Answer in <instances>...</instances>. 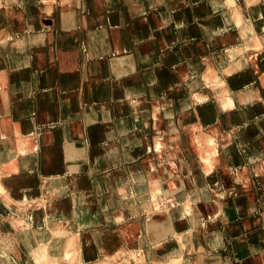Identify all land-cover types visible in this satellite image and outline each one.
Listing matches in <instances>:
<instances>
[{"label": "rangeland", "instance_id": "1", "mask_svg": "<svg viewBox=\"0 0 264 264\" xmlns=\"http://www.w3.org/2000/svg\"><path fill=\"white\" fill-rule=\"evenodd\" d=\"M217 1L229 8L228 0ZM246 3L244 9L229 16V21L225 20V12L214 11L219 6L213 0H16L0 5V30L22 36L21 45L31 47V56L40 59L38 67L50 70L54 77L52 87L70 94L67 98L56 97V92L53 95L63 124L46 143L39 171L33 176H20L18 181L10 179L13 188H0V264H118L127 253L142 256L146 264H152L160 246L168 245L180 247L185 253L196 252L194 262L189 263L199 264L198 259L204 256L203 249L198 251L199 244H206V233L215 227H209L202 215L201 202L209 198L214 204L226 201L230 206L237 200L233 192L244 193L238 183L226 185L234 180L226 173L231 171L233 161L225 158L223 142L234 141L241 161L239 167L249 166L245 146L264 143V122L252 117L247 107L254 102L245 103L240 96L243 90H259L262 110L258 119L264 116V88L258 86V76L264 79V39L260 36L264 15L257 17L259 8L264 10V2ZM42 5L50 10L48 24H39L41 32L33 31L36 21L30 19L27 9ZM11 7L17 8L21 17L10 16ZM109 8L113 9L112 15ZM209 14L214 16L209 18ZM235 20L240 23L236 25ZM112 23L116 25L110 26ZM242 25L254 33L259 42L257 48L245 47V39L237 33ZM112 30L120 35V49L114 45ZM215 36L219 39L215 40ZM37 47L45 52H35ZM0 51L5 63L8 54L1 48ZM60 53L67 55L66 62L60 60ZM91 60L96 62L93 67L89 65ZM240 60L247 62L242 67L247 70L243 77L242 68L235 69L233 64ZM44 61L48 63L45 65ZM207 64L216 73L217 83L203 79ZM34 68L26 67L20 77L26 80V75L32 73L29 78L36 83L41 69L36 73ZM130 72L135 79L127 82L128 86L122 84V78ZM1 74L5 75V71ZM17 76L6 71L8 98L11 79ZM220 86L227 87L235 101L230 110L220 106L215 94ZM29 92L32 98V86ZM117 98H124L146 122L141 126L140 142L139 116L137 112L134 118L132 115L131 134L126 139L129 143L125 144L138 145L130 150L120 149L113 140L98 145L108 139L106 130H117V122L108 124L104 116L105 109ZM118 107L120 112L127 110L121 104ZM0 110L4 116L9 115L10 102ZM208 110L214 120L206 128L203 121ZM63 111L68 112V117L64 118ZM31 113L35 116L34 111ZM123 125L117 130L121 144L129 133ZM208 139L218 150L212 167L201 158ZM262 151L264 155V148ZM247 174L248 185L244 189L259 200L262 189L258 177L249 167ZM53 176L58 178L51 183ZM25 181H32L34 186L22 184ZM54 188H62L52 192L56 196L50 193ZM223 188L229 192L222 194ZM6 192L18 205L4 196ZM71 192L82 193L83 201L68 202L65 209L55 202L51 204L58 195ZM88 197L92 201L87 203ZM159 208L164 213L182 209L190 217H171V212L170 218L159 226L154 218ZM257 213L264 218L262 204ZM121 219L127 224L119 225ZM82 220L86 223H80ZM219 223L217 226H221ZM108 224L115 230L109 227L108 235H100ZM191 228V232L187 231ZM228 233L234 237V233ZM108 240L120 251L108 249ZM250 241L242 236L236 243L229 241L228 249L237 248L244 254L237 264H264V260L245 250ZM100 244L104 249L97 248Z\"/></svg>", "mask_w": 264, "mask_h": 264}, {"label": "crops", "instance_id": "2", "mask_svg": "<svg viewBox=\"0 0 264 264\" xmlns=\"http://www.w3.org/2000/svg\"><path fill=\"white\" fill-rule=\"evenodd\" d=\"M15 1L16 0H0V5L9 4L10 2H15ZM42 1L45 3V2H48L49 0H42ZM213 1H215V3H218V6H219V7H217V9H214V11H218V12L221 11L220 13H223L227 10L226 4H225V6H223L220 3L221 1L220 2L217 0H213ZM171 2H172V0H171ZM137 6H139V5H137ZM9 12H10V16H12L13 18L17 19V18L21 17V14L17 8L11 7ZM27 13L30 15V19H34L37 23V25L35 23L34 28L31 30L38 31L39 26H40L39 24L42 23L45 26L48 24L47 23L48 22L47 17H48V14L50 13V10L47 9V6L42 5L39 7H37V6L36 7L35 6L29 7V9H27ZM108 13H109V15L110 14L112 15L113 9L109 8ZM212 13L214 14V12H212ZM213 14H209V18L214 16ZM257 15H258L257 16L258 18L263 16L264 10L259 8V13ZM208 21H207V23H208ZM115 25H116L115 23L110 24V26H112V27ZM208 25L210 26V24H208ZM4 30L5 29L0 30V45H1L0 48L2 50H4L3 52H5L6 55L8 54V56L6 57L7 61L5 63L0 59V70L5 71L4 79L0 80V92L3 91L5 94V97L7 99V103L9 104V102H10L11 113L9 115H6V116H4L2 113H0V136L1 137L10 136L13 139L12 140L11 159L18 158L19 154H20V150H19V147H17L18 142H17L16 138H18V135H17L16 130L22 125V122L24 120H27L29 122L31 130H32V135L29 138V140H30V144L32 145L31 147H33V149H34V154L32 156V158H33L32 162H34V168H31L28 172L22 173L24 177L25 176L28 177V176H33V174H35L37 171H39V166H40L39 161L40 160L42 161V159H43L42 154L46 150V149L44 150V148L48 147L47 146L48 144H46V143H50V140L53 137L52 136L53 133L56 134L58 125L63 124V122L60 118V114L57 115L56 105H58V102H56V104L54 103V100H53L54 96L53 95H55V92H56V97L61 96L63 98H67L70 94H66V92H62V91H61L62 92L61 93L60 91L56 90L57 86L52 87L51 81L52 80L54 81V77L51 76V74H49L50 70H48L46 68L42 69L41 67H38V65L41 64L40 59L35 60L34 56L33 55H32L33 57L31 56V54H30L31 47H27L26 45L25 46L21 45L23 42L22 36H14L9 32H6V31L4 32ZM38 32H41V28H40V31H38ZM111 36H112V40L114 42L115 47L117 49H120V47L122 46L120 35L116 31L112 30ZM46 42L47 41L44 40V44ZM34 48L36 49V47H33L32 49H34ZM37 48H39V49L35 50V52L36 51L45 52V49H42L41 47H37ZM32 52H34V51H32ZM0 53H2V51H0ZM59 56H60L61 61H63V60L65 62L67 61V55L65 53H60ZM93 60L89 61L90 67L92 65H95V63H96V62H93ZM47 63L45 62L44 64L46 65ZM33 66L37 69L36 70L34 68L36 73L39 69H41L40 70L41 75H38L39 78L37 77L36 83H34L35 80L33 78H29L32 73L26 75L27 76L26 80H24V76L20 77L21 73H25L26 67L32 68ZM6 71H11L12 73H14V74L17 73V75H18L16 78L13 77L11 79L12 83H10L9 98L7 96V92H5V88H8V84L6 85ZM129 78H130V80H129ZM132 79H135V75L132 74V72H130V73H128V75L126 77L122 78L121 82H122V84H125L127 82L129 83V81H131ZM30 80H32V81H30ZM29 81H30V84L34 90V95L32 96V98L29 96V94H30L29 88H31V86H29ZM128 83H127V86H128ZM35 85H37L36 88H34ZM27 88H28V91H27ZM20 96H24V97L19 98ZM15 97H17L16 100L14 99ZM123 97H125V96H123ZM8 99H10V101H8ZM8 104H7V106H8ZM110 104L111 105H108V107L105 109V115H104L107 119V123L110 124L112 121H114V122L116 121L118 124V127H120L121 124H124L123 128H124L125 132L127 131L129 133L125 136V142L123 144H121L120 139H118V137H119L118 132H117L118 127H117V130H116V127H113L110 130L109 129L106 130V134L109 135L108 139L104 140L101 144H98V145H103V144H105V142L113 140V141L117 142V144L119 145V148L120 149L122 148L123 150H128L127 148H129V150H130V149H132V147H134V146L136 147L138 144H133L130 146H126V144H125L127 141L126 138L131 134L130 133L131 131L129 130V127L131 124V117L133 115L132 118H134V114L136 112L139 116L138 122H140V123H138V136H139L140 142L142 139L141 133H140L142 130L141 128L144 127V125H146V122L141 121V117L139 115V112L130 108L129 105L126 103L124 98H117L116 100L112 101V103H110ZM119 104H121L127 110L124 109L122 112L118 113L117 106ZM46 108H47V110H45ZM32 111L35 112V116L32 115V113H31ZM208 112L211 113V111H209V110H208ZM63 115L65 118V116L68 117L69 114L67 111H63ZM7 116H8V121H10V124H9V122H6L5 123L6 125H5L4 122H2V119L7 118ZM65 121H66V119H65ZM9 128H10V130H9ZM104 135L105 134H103V136ZM238 145L241 146L240 143H238ZM7 159H9V157H7V151L4 150L3 152H0V163H2L4 160H7ZM38 175H41V174H39V172H38ZM69 175L70 176L71 175L77 176V174H71V173ZM25 182H26L28 187L34 186L32 181H30L31 182L30 184L27 181H25ZM76 189L79 190V188H74V190H76ZM84 190L86 191V189H84ZM227 192H229V191H227ZM227 192L225 191L224 188L221 190L222 194H226ZM233 193L234 194L236 193L237 196L239 195L238 192H233ZM208 201L213 202V200H210L209 198L206 199V202H208ZM227 203L228 202L224 201V202H221L220 205L216 204L219 207L220 206H224V207H220V211L212 219L209 220L206 218V221L208 222L209 227H211L212 225H214L215 227L213 229L210 228L209 232L206 233V244L204 243V245H203L204 250L202 251L204 256H203V259H200V260L198 259L199 264H217L220 262H221V264H232V263L237 264V262L240 260L239 256H244V254L241 251H239L237 248H231L230 247L232 250L228 249V246H230V244L228 245V243H229V241L232 243L233 242L236 243V242L240 241V239H242V236H244V240H247V241H248V239L251 240L250 241L251 243L249 245L245 246V250L249 252L250 256L251 255L255 256L254 254H258V252L261 250L260 245H261L262 240L259 238H256V236L251 234V232L256 231L259 228V226L261 225L260 216H259V213H257L258 212L257 208L251 213L242 215V214L238 213L237 208L234 206V205H236V202H234L230 206H229V204L227 205ZM260 205H261V203L259 202L258 208ZM173 212H174V215L171 217H175V215L180 216L182 209L179 212H176V211H173ZM179 216H178V218H179ZM168 218H170V217H168ZM238 219H240L241 222H239V223L236 222V220H238ZM245 221H247L249 223V227L247 229L244 228V226H243V223ZM219 222H221V226H217V224H220ZM253 228H254V230H253ZM230 229H233V230H230ZM228 232L234 233V237H233V235H230ZM215 233L216 234L218 233L217 237L214 235ZM159 239L160 238H158L157 240H159ZM97 246H98L97 247L98 249L99 248L104 249L102 244L97 245ZM175 248H176V250H183L180 247H175ZM96 251L99 252V250H96ZM163 252H161V253H163ZM195 253L196 252L190 253V255L193 256ZM223 253H226V255H224Z\"/></svg>", "mask_w": 264, "mask_h": 264}, {"label": "bare ground", "instance_id": "3", "mask_svg": "<svg viewBox=\"0 0 264 264\" xmlns=\"http://www.w3.org/2000/svg\"><path fill=\"white\" fill-rule=\"evenodd\" d=\"M247 1H249V0H247ZM227 3H229V8L224 13V17H225L226 21H229V16L230 15L238 13L240 8L244 9L248 5L246 3V0H243V2L241 1V3H237L235 0H228ZM235 21H236L235 24L238 21L240 23V20H235ZM237 33H239V35H238L239 37L241 36L242 38L245 39V44H246L245 47L246 48L247 47H249V48H257L258 47L259 42L255 38L254 33L251 30L247 31V28L244 27V25L239 27ZM249 36H251V37H249ZM260 36L264 39V31L261 33ZM222 37L223 36H220V38H222ZM218 39H219V36H215V40H218ZM227 53H229L231 56L234 55V53H232L230 51H228ZM233 64L235 65V69L236 68L237 69H239V68L241 69L245 64H247V62H246V60H240V61H235ZM1 72H4V71L0 70V80H3L5 75H2ZM245 72H247V70L242 68L241 74H240L241 77L245 76L244 75ZM215 74L216 73H214V71L211 70V65L207 64L206 69L202 73V76H203V79L206 82L214 84V83H217V77L215 76ZM258 79L260 81L258 86L261 87V88H264V79H263L262 75H259ZM227 89L228 88L224 87V86L217 87L215 89V94L220 98L219 99L220 100V106L222 108H224L225 110H227V109L230 110L235 105V101L232 98V96L229 94ZM240 96H242L241 100L243 102H245V103L254 102L253 105L249 104L247 106L250 109L249 113H250V115L252 117L256 118L258 120V122L259 121L260 122H264V116L261 115L260 116L261 118L258 119L259 114H260V112L262 110V107H261V101H262L261 98H262V96H261L259 90L258 91H254V92H253V89H251V90H243V92H242V94ZM7 104H8L7 103V99L5 97L4 92L2 91V92H0V106L4 107V106H7ZM117 110L120 112L121 111V107H118ZM213 120H214V116L210 112L206 111L205 118H204V121H203V126H206V128H207L208 122H212ZM2 122H4V124L6 122H8V118L2 119ZM198 124H199V122H198ZM9 130H10V128H9ZM16 132H17V135H18V138H16L17 142H18V144H17L18 146L17 147H19V150H20V154H19L18 158L11 159L12 140L13 139L10 136H3V137L0 136V152H3L4 150H6L7 151V157H9V159H10L9 163H8V161H6L7 163H5L3 165H0V170H1L0 171V188L1 187H3V188H13L12 184L9 182L10 179L13 178V179L18 181L20 176L24 177L22 173L28 172L31 168H34V162H32V159H33L32 156L34 154V149H33V147H31L32 145L30 144V140H29V138L32 135V130H31L29 122L27 120H24L22 122V125L16 130ZM202 134H205V133L202 132ZM212 141H213L212 139L206 140V149H203V154H202V157H201L203 163L205 165H208L209 167H212L215 164L214 161H213V158L217 157V152H218V150L216 149L215 145L211 146V142ZM126 142L129 143L128 140ZM263 148H264V143L261 142V143H259V145L257 144L256 146H254V145L251 146V147L245 146V149H244L245 156H246L245 159H246L247 162H249V166L248 167L258 177V180H259V183H260V186H261V189H262L261 193L259 195V200H258L257 197H255L254 195H252L250 193H246V190L244 189V188H247L246 186L248 185L247 184L248 183L247 182V178L249 177V175L247 174L248 167L246 165H243L242 167H239L240 166L239 163L241 161L237 157L238 153H237V149H236V145H235L234 141L233 140H231V141L228 140V141L223 142V151L225 153V158H227L228 162L229 161H233L232 162L233 165H231V168H232L231 171H227L226 173L229 176H233L234 180H235L234 181L232 179V182L230 181L231 183L230 184L227 183L226 185L227 186L228 185L229 186H233V185H235V183H238L239 190L243 189V191H244V193L241 191L242 194L239 193V195L236 198L237 199L236 200V205H234L237 208V211H238L239 214L243 215V214L251 213L256 208H257V210H259V208H258L259 202L262 204V206H264V155H263V151H262ZM235 166H238V167L236 168ZM202 167L203 166L201 165V168ZM225 167H223V168H225ZM208 169L209 168H207V170ZM57 178H56V176H55V178H54V176L51 177L50 182L54 183L57 180ZM73 181H75V180H73ZM22 184H26V182H22ZM74 184H75V182H74ZM18 185H21V183H18ZM61 189L62 188L51 189L50 193H51V195L56 196L55 194H52V192L55 193V192L60 191ZM8 194L9 193L6 192V195H4V196L9 198L10 201L13 202V204H15L14 206L18 205V202L14 203L13 198H11L10 195H8ZM84 194H85V192H83V195ZM82 201H83L82 193L78 194L77 192H71L70 195H66V196L63 195V197H61V195H58V198L57 199H53L51 204H54V202H55V203L59 204L61 207L64 208L68 202H73V203L80 204ZM91 201L92 200L89 197L85 199V202H87V203L91 202ZM201 203L202 204L200 205V209H202L201 212L203 213V216L205 217V219L206 218L209 219V220L212 219L220 211V207L218 205L214 204L213 202L204 201V202H201ZM17 207H19V206H17ZM76 210H79V208H76ZM163 211L164 210L159 208L158 213L154 217L155 219H158L157 222L160 223L159 226L163 225L165 220H167V218L172 215L170 213L173 212L174 210H170L171 212L165 211V213ZM185 212H187V211H185ZM188 217H190V216L185 215L183 210H182L179 218H182V219L186 220V219H188ZM261 218H262V216H260L261 225L259 226V228L256 231L251 232V234L262 240L261 241V245H260V249L261 250L258 252V254H255L254 257L258 258V259H261V260H264V218H262L263 220ZM64 222H65V224L69 223L68 221H64ZM80 223L83 224V223H86V222H84L82 220ZM125 224H127L125 219L122 220V222L119 223V225H125ZM30 225L31 224H29V226ZM243 226H244V228L247 229L249 227V223L247 221H245L243 223ZM109 227L112 230H115V229H113V228H115V226L109 225V226L105 227V229H103L105 231H103V230L100 231L101 232L100 235H103V234L108 235V233L110 232L109 231ZM197 230L199 231V229H197ZM230 230H233V229H230ZM187 231L191 232L192 229H187ZM158 234H159V232H158ZM217 234L215 233L214 235L217 237ZM29 235L31 236V234H29ZM183 239L184 238H182V240ZM109 240H108V245H107L108 249H113L114 252H116V253L119 252L120 248H118L119 250L117 248L115 249L114 242H109ZM184 243H185V241H184ZM110 245H111V247H110ZM29 246H30V244H29ZM159 246H156V247H159ZM181 246H182V244H181ZM199 246H200L198 248V249H200V250H198L199 252H201L202 249L204 250L203 245L199 244ZM64 248H65V246H64ZM159 251L160 252L155 255V258L153 259V263L152 264H187V263L190 264L189 260H190V262H191V260H192V262H194V255L192 256V255H190V253H185L183 250H176V248L173 247L172 245H168L166 248H163V247L160 246ZM161 252H163V253H161ZM106 258H108V254H107ZM118 264H146V262L144 261V257H142V256L141 257H136V256H132V255L129 256V254L127 253L126 254V258L124 259V261L123 262H118Z\"/></svg>", "mask_w": 264, "mask_h": 264}]
</instances>
